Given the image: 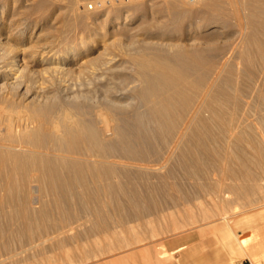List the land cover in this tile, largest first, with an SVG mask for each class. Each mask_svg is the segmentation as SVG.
<instances>
[{
  "label": "bare ground",
  "instance_id": "obj_1",
  "mask_svg": "<svg viewBox=\"0 0 264 264\" xmlns=\"http://www.w3.org/2000/svg\"><path fill=\"white\" fill-rule=\"evenodd\" d=\"M254 1L256 2V7L258 5L259 7L260 5H262L263 7V3L257 4L263 0H260L259 2H257V0ZM178 2L174 0V2L172 3V14L174 17L180 15L181 12H186V10L183 8V3L181 2V4L179 2L181 4L180 5ZM194 2H196V0ZM197 2L199 3V0ZM200 3L206 5L210 2L209 0H201ZM197 5L196 7L199 8L200 4L199 6ZM242 9L239 8L240 11ZM77 11H79V9ZM237 12L233 13L239 15V12ZM244 17L245 14L243 18ZM243 18L242 20H246ZM18 22L20 23V21ZM15 25L17 27L18 24ZM21 25L23 26V24ZM254 27L253 29L256 28ZM13 29H15V26ZM19 31L20 33L22 32L21 30ZM260 32L261 31H259V33ZM257 37L254 36V39L256 41L259 39H257ZM1 38L2 37H0V39ZM255 40L252 41L255 42ZM249 41L251 40H248V42ZM149 45H151V43ZM167 45V47L164 44L161 45L159 43L158 45L153 44L150 47L148 45H144L142 50L150 48L153 51H151V55L148 58L143 59L145 60V62H142L143 60H141L142 63H140V66H136V69L138 67V72L136 71V73H138L137 77L139 79V82L137 84L134 83L135 85H133V80L131 79L130 74H127L123 69V71L119 69L116 64L114 65V60L112 58H109L105 62H100L101 65H104L103 67L99 65L97 66L99 67L98 69L94 68L92 70L93 72L91 71L89 83L93 85L94 89L92 88V91H94L92 92L85 90V92L84 90L79 91L75 89V87L70 86L69 83H64L66 79L62 80L61 78L63 76L60 78L62 83H60L59 79L54 82L53 77L56 76V74H63V70H66L67 67H64L62 63L67 64L68 62H74L79 56L80 52L85 50L86 45H83L80 50H71L70 53H68L70 55L69 57L58 59L60 62H57V64L54 66L52 65L53 67L51 69L53 72L50 74L52 75L54 73V76H52L54 83H51L53 84V87L51 88V90H48L47 88H45L47 89L45 90L44 88L42 89L41 87H39V84H35V79L38 78L37 76L39 75L34 77L35 73L30 72L31 70H28L29 72L26 73V64L19 63L20 60L25 61L24 59H22L24 57L21 56V58L19 57L18 59L17 52L15 53V55H12L11 50L5 48V44L3 46L0 41V216L7 219L5 223L0 224V234L2 236V233L8 232V234L6 233L8 235V238L9 234H12L14 232H24L27 236L29 235V239L28 237H24V240L25 238H27L28 240L26 242L24 241L25 246H20L21 249L19 251H6V248L5 250L2 248L1 251L4 250L5 252L0 254V264H37L35 260H33V258L36 257L32 258V256L36 254H32L29 249H37L39 247V236L34 237L38 232H35V234L33 233V236L31 231L33 230L34 224L38 223V215L36 214L39 213V207H41L39 206V201H41L39 200V192L45 191L50 193L53 196V201L55 202L56 200L58 202L59 205H57L58 208L61 209L60 211H64L65 209L71 210L70 207H73V204L72 206H70L72 197H74V201L75 197L80 198V196L82 197V200L86 198L90 201L94 199H98L99 201L101 197L107 196L106 194L108 193L111 198H119L120 195L125 197V199L129 201V203H131V206L132 208H134L135 212V210H140L141 206H143L141 205L143 204V194L145 197V194L147 196L149 189L154 191L153 193H157V190L162 188L166 177L171 173V170L165 168L166 166H168L167 163L189 162L194 160L201 161L199 159L197 149L190 144L189 140L191 137L198 136V138H200L202 135V140H204L205 138L208 141L209 136L212 137L211 135L215 134L214 139L216 138L215 141L218 149L210 148V146L214 143V139H212V137L211 140L213 143L211 144V140L209 138L210 146L206 147L207 145L204 144V148H208L210 150L212 149L213 152L209 151L208 149H206L208 151L205 152H212V154H214L215 149H217L215 151L217 155L214 154L216 156V159L212 158L213 160H215L214 163L232 162L234 160V157H232L230 154L234 151L232 149V146L233 148H236L235 146H237V143H239L240 146V143L244 140V133L245 135L248 134L245 132L246 129L258 131V126L256 125V123H258L257 117H262L261 109L264 105V66H262V68H258L257 70L253 67L254 71H252V66H249L252 59H249L250 63L247 65V68L248 66L252 68L248 69L249 71L247 70L249 75L246 76L245 74L246 67L241 70L236 67L235 71L232 70L231 74L233 73L234 76L236 74L241 76L244 71L245 76H249L248 78H250V80L246 82V78L241 77L244 81H238V85H244L242 87H238L237 85H235L236 78L232 79L233 75L231 74L230 78L228 76L230 72H228V74L225 73L230 69V67L226 68L227 63L226 61H224L218 66L216 65V67L213 65L215 68H212L213 66H209L212 70L209 67L207 68L208 70H210L208 71V75L205 74L206 79L204 78V73L202 74V76H200L201 74L198 75L197 78H201L202 82L200 87L195 86L197 87L195 88L194 82L196 83L198 80L193 81L196 80V77L193 75L194 73H196L194 72V70L197 69L199 63L194 60L193 56L196 55L198 51L194 48L189 49L187 45V48H185L186 46H182L180 44L169 45L167 43ZM243 48L245 49V47ZM248 49L251 50V48ZM258 50L256 49V53L258 52ZM253 54H255V52ZM51 55L52 54H50V56ZM52 58L56 60L55 57ZM200 63L202 64V62ZM237 64L241 66L240 62H237ZM243 65L246 64H242V67ZM234 66H236V64L233 65V67ZM226 69L228 70L226 71ZM239 71H242V73H239ZM44 73L42 75H45ZM32 76L34 78H32ZM192 76L195 78L192 79ZM117 77H120L121 83L119 81V78L118 83L116 82L115 78ZM37 81L39 82V80ZM130 82H132V85H129V88H125L127 87L126 84ZM189 85H192L193 89L197 90H194V93H190L188 91ZM48 92L51 93L48 94ZM254 102L258 105H254ZM61 105L65 106L66 109L60 110V107H62ZM210 118H214V120H216V128L218 129V131L215 133L211 129V133H207L208 131L206 132L208 137L203 138L205 133H202V131V134L199 133V128L202 125L207 124ZM251 133H253V131ZM256 140H258L259 142V139ZM188 141L189 144H187ZM230 148L233 151H230ZM200 149H202V147ZM259 149L262 150L261 148ZM259 149L256 148L258 152ZM253 150L255 151V149ZM204 153L203 156L206 155V153ZM210 155L211 154H209V156ZM257 157H259V155ZM186 165H184L183 167H185ZM200 166L205 167L206 165L200 164ZM204 167L202 169L206 173ZM251 167L253 168V166ZM173 170L174 169H172V171ZM184 170L187 174H189L186 169ZM168 171H170V173ZM199 172H202L201 174H204L202 170H200ZM228 172L229 171H227V173ZM263 176L261 177L263 178ZM254 179H256V176ZM152 181H154V183H152ZM137 183H139L140 186L143 184L142 186H150L151 188H147L148 190L146 189V193H143L141 192L143 191V187H138L139 184ZM230 183H232V181ZM198 189L200 190V188ZM229 202H231V200ZM98 203L100 204V202H97V204ZM52 205H55V203ZM101 206L103 205L101 204ZM85 207L95 209V207L90 203L88 204V202ZM205 207L206 206H204V208ZM237 207H239V205ZM255 208H263L264 210V202H261ZM41 209L43 210V212H48V206L46 204H43ZM249 209L254 208L251 207L247 210ZM50 210L49 212H51ZM68 210H65L64 213H66V211ZM80 210L81 209H79V211ZM16 214H21V216ZM69 214L70 213H68V215ZM15 215L19 217L16 218ZM222 218H224V221L221 224H218L219 226H217V229L221 232V240L235 234L233 226L230 224V222H232L233 220L225 216H223ZM25 234L24 236H26ZM192 234L193 232H188L184 234V236L185 238L190 239L193 236ZM180 236L181 235H179L177 239H179ZM0 243L1 247H5L4 241ZM164 246L165 244L163 243V249H161L160 247L161 250L157 251L158 254L156 253V255L154 253L156 251V246L155 250L152 251V254L155 255L153 259L155 263H164L168 260L169 257H172L175 252H178L186 247L185 244H177V246L173 248H164ZM125 247H127L126 249L128 250L132 249L131 243H128V245H126ZM13 250L15 249L13 248ZM16 250H18V248H16ZM28 250L31 252V255L29 254L30 252ZM27 251L29 253H27ZM35 251L36 250H34V252ZM26 253L30 255L31 258L30 256H27ZM152 254L150 253L149 247L147 246L142 251V256L146 257L145 260H152ZM94 257L96 258V254ZM91 258L93 257L91 256ZM83 260L85 261V263L83 264H89L91 261L86 260V258H83ZM112 262L113 261H111L110 263Z\"/></svg>",
  "mask_w": 264,
  "mask_h": 264
},
{
  "label": "rangeland",
  "instance_id": "obj_2",
  "mask_svg": "<svg viewBox=\"0 0 264 264\" xmlns=\"http://www.w3.org/2000/svg\"><path fill=\"white\" fill-rule=\"evenodd\" d=\"M100 1L102 2V5ZM100 1L0 0V37H2L0 41L3 46L5 44V48L11 50L12 55H15V53L17 52L18 59L19 57L21 58V56L24 57L22 59H24L25 61L20 60L19 63L26 64L27 69L25 68V72L27 73L31 70L30 72L35 73L34 77L39 75L37 76L38 78L35 79V84H39V87H41L42 89L47 88L48 90H51V88L53 87V84L51 83H54L58 79L60 80V78L63 76L65 78L62 77L61 79H66L64 83H69V85L75 87V89L79 91H92V88L94 89V87L91 83H89L91 71L94 68L98 69L99 67L97 66L101 65L102 62L107 61L109 58H112L114 60V65L116 64L119 69H123L127 74H130L131 79L133 80V85H135L139 82V79L137 77L138 73H136V71L138 72L140 63L145 62V60L143 59L148 58L151 55V51H153L150 48L142 50L144 45H148L150 47L153 44L158 45V43L161 45L164 44L165 46L167 45V43L169 45H187L189 49L194 48L198 51L197 54L193 56L194 60H196V62L200 64V67L198 64L197 69L194 70V72L196 73H194L193 76H195L196 78L192 76V79H196L193 81L198 80L196 83L194 82V87H200L201 85L202 79L200 78V81V79L197 78L198 75L201 74L200 76H202V74L204 73L203 75L206 79L205 74H209L208 71L211 69L210 67H212L213 65L216 67V65L218 66L224 61H226L227 63L226 68L230 67V71L226 69V71H228L225 72L226 74L230 72L228 75L229 77L233 75V73L231 74V71H235L236 67L239 68V70L246 67V73L243 71V74L245 73L247 76L249 75L248 69H252L254 67L257 70L258 68H262V66H264V0L261 2H259L260 0H257V2H259L257 4L263 3V7L262 5H260V7L259 5L256 7V2L254 0H209V7L208 4H201V0H199V3L197 2L198 0H196V2L194 3L190 2L189 0H176L177 2H182L183 8L186 10L185 13L181 12L180 15L176 17H174L172 14V3L174 2V0ZM89 5H91L92 7L90 8ZM196 5L199 6V8L196 7ZM239 8H243L241 10L243 12H241ZM78 9L79 11H77ZM236 10L239 12V15L233 13L237 12ZM244 14L245 17L243 18ZM242 18L246 19L247 21L242 20ZM18 21H20V23ZM15 24H18L17 27ZM19 24H23V26H20ZM14 26L15 29H13ZM254 26L258 29H256ZM253 27L255 29H253ZM19 30H21L22 32L20 33ZM259 31L261 32L259 33ZM254 36H258V42L254 39ZM247 39L251 41L248 42ZM252 40H255V42ZM150 43L151 45H149ZM83 45H86L85 50L80 52L79 56L74 62H68L67 64L62 63L64 67H67L66 70H63V74H56V76H54V73L52 75L50 74L53 72L51 68L56 65L57 62H60L58 59L69 57L70 55L68 53H70L71 50H80ZM187 46L185 48H187ZM243 47H245V49ZM248 48H251L252 51ZM256 49H259L257 53ZM254 52L255 54H253ZM50 54L52 55L50 56ZM52 57H55L56 60ZM249 59H252L251 63ZM141 60L143 61L141 62ZM253 61L255 64L253 63ZM200 62H202V64ZM237 62H240L241 66H239ZM235 64L236 66L233 67V65ZM242 64L246 65H243L242 67ZM248 64L249 66L251 65L252 68H250L251 66H248L247 68ZM101 66L103 67L104 65L102 64ZM136 66H138L137 69ZM214 66L212 68H215ZM208 67L210 68L209 70L207 69ZM254 68L252 71H254ZM35 69H38L39 72ZM43 73L45 75H42ZM239 73H242V71H239ZM243 74H241V76L236 74L238 78L236 75H233L234 78L232 76V79H237H235V85H237L238 87H242L244 85H238L239 82L244 81L242 78H246V82L250 80V78H248L249 76L246 77L245 74L244 76ZM52 76H54V82ZM135 76L137 77V79ZM34 77L32 76V78ZM118 78L120 81V77L115 78L117 83ZM48 79L50 80V82ZM37 80H39V82ZM132 82L126 84L127 87L125 88H129L128 86L132 85ZM60 83H62L61 80ZM190 87H192V85H189L188 87V91L190 93H194V90H197L193 89V87ZM50 93L48 92V94ZM255 104L256 103L254 102V105ZM61 109L65 110L66 107L62 106L60 107V110ZM261 114L262 117H257L258 123L255 122L258 126L259 133L256 130L246 129L245 132L248 134H246V136L244 133V140L240 143V146L239 143H237V146H235L236 148H233L232 146V149L234 151L231 148L229 149L230 151H233V153H230L231 156L234 157V160L232 162L214 163L215 160L213 159H216L215 155H217L215 151L218 149L215 141L216 138L214 139L215 134L211 135L213 138L209 136L210 140L211 138L214 139V143L212 142V140L210 141L209 138L208 141L204 138L208 137V135L206 134L207 131V133H211V129L215 133L218 131V129L216 128V120H214V118H210L208 122L209 125L207 123L199 128V133H201V131L202 133H205L203 136L205 141L201 138L202 133L198 134L201 135V137L199 136L200 138H198V136H193L189 140L190 144L197 149L198 156L201 161L198 160V162L194 160L195 162L189 161L167 163L168 166H166L165 168L171 170V173L170 171H168L170 175L166 177L162 188L157 190V193H153L154 191L149 189L151 188L150 186L145 187L142 186L143 184L141 185L143 187V191L141 192L144 193L148 189L150 191L148 190V194L147 196L145 194V197L142 193L143 199H141L143 201H140H142L143 204L141 205L143 206H141L140 210H135V212L134 208H132L131 206V203H129V201H127L125 197L120 195L119 198H111V196L107 193V196L101 197L99 201L98 199L90 201L85 197V199L82 200L81 196L80 198L75 197L74 201V197H72L70 206H72L73 204V207H70L71 210L65 209L69 212L66 211V213H64L65 210L60 211L61 209L58 208V202L55 200V198V202L53 201V196L50 193L45 191L39 192L41 195H39V200H41L39 201V206L41 207H39V213L36 214L38 215L37 220L39 224H34L33 230H31L33 236L35 232H38L34 237L39 236V247L37 248L39 251L37 249H29L32 254H36L32 256V258L36 257L33 258V260H35L37 264H83L85 263L83 258H86V260H91L89 264H145L142 257V251L146 246L149 247V251L151 254L153 253L152 251L155 250L156 246V251L154 252L156 255L157 251L163 249V243L165 244L164 248L174 247L179 242V239H177V237L181 235V233L186 234V232L194 233L192 237L193 240L202 241L203 239H211L213 241V244L208 246V250L219 247L222 248L223 251H226L228 247H225L223 245V241L225 242V240L228 238H230V240L235 239L237 231L239 229H244L257 224L260 221H264V219L254 221V217H256L258 213L263 210V208L256 209L255 207L261 202H264V105L262 106ZM252 131L253 133H251ZM196 139L198 140V142ZM256 139H259V142ZM189 141L187 144H189ZM209 141L211 142V144L213 143L211 146ZM204 144L207 145L206 147L210 146V148L213 149L217 148L214 151L215 155L212 154V149L210 150L208 148H204ZM201 147L202 149H200ZM256 148H261L262 150L259 149L258 152ZM206 149L212 152H205L208 151ZM251 149H255V151H252ZM204 152L206 153V155H204L205 157L203 156ZM209 154L211 155L209 156ZM256 155H259V157H257ZM200 164L206 165L207 167L200 166ZM184 165H186L185 167L187 168L183 167ZM251 166H253V168ZM203 167L205 168L206 173L202 169ZM172 169H174V172L172 171ZM184 169H186L189 174H187ZM198 169L202 170L204 174H201L202 172L200 173V170ZM226 170L229 172L227 173ZM260 175L263 176V178ZM255 176L256 179H254ZM214 180L218 181L215 182ZM231 181L232 183H230ZM205 182L208 183L206 184ZM152 183H154V181H152ZM233 184L236 185L234 186ZM141 186L140 184L138 185V187ZM163 188L164 190L166 189L165 192ZM198 188H200V190ZM228 200H231V202H229ZM87 202L88 204L90 203L92 206H94L95 209L85 207L87 205ZM97 202H100V204H97ZM54 203L55 205H52ZM43 204H46L48 206V212H43V210L41 209ZM101 204L103 206H101ZM237 204L240 208L237 207ZM49 205L51 206V208ZM204 206L206 207L204 208ZM251 207L254 209L247 210ZM78 208L81 210L79 211ZM49 210L51 212H49ZM68 213L70 214L68 215ZM193 214L195 217L193 216ZM16 215L21 216V214ZM196 215L200 216L197 217ZM19 216H16V218H18ZM223 216L233 220L232 222H230V224L233 226L235 234L221 240V232L217 229V226H219L218 224H221L224 221V218H222ZM201 219L205 220L206 222L202 221ZM0 220V224L7 221V219L2 216H0ZM175 222L177 225L175 224ZM170 223H174V226ZM172 226L173 228L175 227L174 231ZM6 233L8 234V232ZM6 233H2V236L0 234V242H5V247H1L0 243V254L5 252V248L6 251H19L21 247L25 246L24 243L29 239V235L27 236L24 232H14L12 234L10 233L11 235L9 234V238ZM24 234L26 236H24ZM24 237H28V239L25 238L24 240ZM128 243H131L132 249H126L127 247L125 246L128 245ZM2 248L4 249L3 251H1ZM13 248L15 250H13ZM16 248H18V250H16ZM34 250L36 251L34 252ZM238 250V253H240V255L243 254L241 249ZM28 251L27 253L30 252ZM31 252L29 253L30 255ZM179 252L180 251L175 252L172 257H169L168 260L164 263H155L153 261L155 255L152 254L153 258L151 260V264H172V262L173 264H179ZM27 253L26 255L30 256ZM95 254L96 258L94 257ZM91 256L93 258H91ZM193 257L195 258L194 252L192 254H189V257H187V259L185 258L183 264H195L194 259H192ZM230 259L232 263L233 258ZM252 260L255 261L256 264H260L259 258L253 257ZM111 261L113 262L110 263Z\"/></svg>",
  "mask_w": 264,
  "mask_h": 264
},
{
  "label": "crops",
  "instance_id": "obj_3",
  "mask_svg": "<svg viewBox=\"0 0 264 264\" xmlns=\"http://www.w3.org/2000/svg\"><path fill=\"white\" fill-rule=\"evenodd\" d=\"M260 219H264L263 210L254 217V221ZM184 234L185 233H181L178 242V244L186 245V247L178 253L180 259L179 264H183L185 258L187 259L189 254L193 252L195 253V258L193 257L192 259H194L195 264H256L255 261L252 260L253 257L259 258L260 264H264V221H260L244 229H239L235 239L230 240V238H228L226 239L228 241H223V245L228 247L226 251H223V249L219 247L208 250V246L213 244L211 239L197 241L192 239L193 236L190 239L185 238ZM192 235H194V233ZM176 246L177 245L174 247ZM238 249H241L243 254L240 255ZM142 257L145 264H151V260H145L146 257ZM230 258H233L232 263Z\"/></svg>",
  "mask_w": 264,
  "mask_h": 264
},
{
  "label": "built area",
  "instance_id": "obj_4",
  "mask_svg": "<svg viewBox=\"0 0 264 264\" xmlns=\"http://www.w3.org/2000/svg\"><path fill=\"white\" fill-rule=\"evenodd\" d=\"M190 2H194L195 0H189ZM89 7L91 8L92 6L91 5H89Z\"/></svg>",
  "mask_w": 264,
  "mask_h": 264
}]
</instances>
